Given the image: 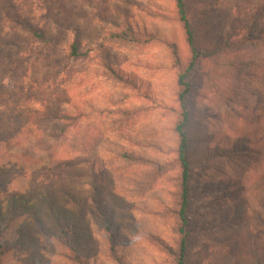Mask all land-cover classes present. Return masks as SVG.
I'll return each mask as SVG.
<instances>
[{
  "label": "rangeland",
  "instance_id": "rangeland-1",
  "mask_svg": "<svg viewBox=\"0 0 264 264\" xmlns=\"http://www.w3.org/2000/svg\"><path fill=\"white\" fill-rule=\"evenodd\" d=\"M18 2L53 43L23 38L8 46L12 59L24 52L28 62L6 58L0 72L9 63L10 86L33 78L36 109L46 111L45 103L75 113L74 120L46 123L47 134L63 127L60 155L74 161L0 177V206L8 214L10 198L26 187L47 195L62 188L61 206L79 213L77 224L90 238L71 243L64 227L46 217L39 225L36 207L25 213L20 206V238L14 247L5 242L0 264H178L185 234L187 264H264V0H185L200 52L190 71L193 54L176 0ZM3 27L0 21V33ZM76 38L88 50L79 59L68 55ZM182 73L190 83L185 225L175 129ZM225 139L231 148L218 150ZM6 147L24 155L19 146ZM68 194L80 203H67Z\"/></svg>",
  "mask_w": 264,
  "mask_h": 264
},
{
  "label": "trees",
  "instance_id": "trees-1",
  "mask_svg": "<svg viewBox=\"0 0 264 264\" xmlns=\"http://www.w3.org/2000/svg\"><path fill=\"white\" fill-rule=\"evenodd\" d=\"M176 2L178 13L181 21L184 23L187 40L193 54L192 61L188 68V71H190L195 66L200 52L195 45V34L188 17L185 0H176ZM18 6V0H0V21L3 22L4 25V27L1 28L0 33V61H5L7 58L12 61V63L18 62L23 66L24 63L28 62L24 52H19L17 54V60H14L11 55L8 54V46H20L23 38L24 41L29 43H34L35 41L47 45L53 43V39L47 31L41 28V26H37L31 19L27 18L22 12L23 9ZM20 31L23 32V37L22 35L21 37L16 35L20 34ZM253 33L259 32L253 31ZM83 49L82 41L79 38L68 42V55L74 59H79L88 55V50ZM9 70L8 63L0 72L5 73L4 75L0 74V177L13 172V170H18L21 167H25L30 173L38 170H55L66 165L67 162H73V159L69 157L64 158L60 155L62 147V143L60 142L62 136L65 134L62 133L63 127L57 134H47L46 123L51 119L59 122L74 120L76 118L75 113H71L68 109L57 113L45 103H43L42 110L45 109L46 111H41L39 108L36 109L35 105H31V92L34 85L33 78L30 75H24L20 82H16L10 86V84L5 82L6 79H11L12 77L8 72ZM179 85L182 87L179 94L181 111L175 129L179 138L178 153L182 168L180 217L183 225H185L187 222L186 214L189 207V200L191 198L190 140L187 131L190 121V109L187 99L190 91V83L187 80L186 73L180 74ZM246 98L251 101V104H253L254 95H251V97L248 95ZM60 100L65 102L62 97ZM260 111L264 113V108L260 109ZM262 131L264 132V124ZM52 138L54 139L53 142H51ZM33 142H36L35 147L31 146V143ZM227 142V139L223 142H219L217 149H230L231 146H226L228 144ZM8 145L23 148L24 155L14 156L7 152L5 153L4 151ZM27 146H29L28 149L26 148ZM29 150L36 155L34 156L33 154L30 161H27V159H24V156L27 157L29 155ZM38 154H42L43 156ZM67 155L69 154L67 153ZM46 162L49 169L47 167L43 168L45 166L44 163ZM18 164H21V166L18 167ZM63 192L64 190L60 188L47 195L43 190H36V186L29 188L26 187L23 188L20 194H15L10 198L7 206L9 207L8 214L7 211L0 206V228L3 229L0 230V233H5L8 230L7 234H4L2 241L0 242L1 252L9 250V248H7L8 245L5 243L7 240L10 239L9 245L14 247L12 243L20 238V233L18 234L17 231V224H14L17 218L15 211L20 209V206L24 209L25 213L33 211L34 207H36V212H33L32 215L35 216L34 218L39 225H43L46 220H49L53 222L54 226L64 227V231H67V238L73 241L71 243L80 242V235L85 239H89L90 233L82 234L81 230H83V228L77 224V221L80 218L79 213L73 208H63L61 206L59 195ZM77 202L78 200L76 199V196L69 195L67 203H80V201ZM45 217L47 218L46 220L44 219ZM11 224H13V226H11ZM184 231V227H182L181 232L183 233ZM60 237L63 238L64 236L62 235ZM18 245L20 247H25L23 242L18 243ZM186 253L187 242L185 234L180 245L178 264H187Z\"/></svg>",
  "mask_w": 264,
  "mask_h": 264
}]
</instances>
